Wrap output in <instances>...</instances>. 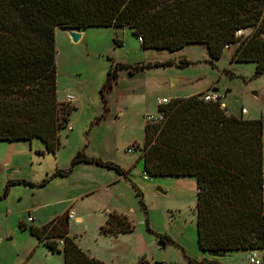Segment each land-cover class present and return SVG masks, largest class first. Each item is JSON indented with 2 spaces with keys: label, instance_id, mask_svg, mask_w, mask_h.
I'll use <instances>...</instances> for the list:
<instances>
[{
  "label": "trees",
  "instance_id": "16d2710c",
  "mask_svg": "<svg viewBox=\"0 0 264 264\" xmlns=\"http://www.w3.org/2000/svg\"><path fill=\"white\" fill-rule=\"evenodd\" d=\"M96 27L127 28L141 38L144 51L174 53L203 45L211 62L221 58L225 46H235L231 61L254 63L255 75L264 76V0H0V142L38 140L45 149L38 155L56 153L59 132L75 108L57 100L55 31ZM248 30V35L236 36ZM186 65L183 60L181 66ZM151 67L113 63L108 86L118 80L119 71L132 76ZM201 96L170 100L162 108L164 122L145 125L143 173L195 179L197 246L202 253L262 251V121L228 114ZM81 163L112 170L129 182L130 170L88 157L83 150L74 155L69 169L56 170L52 177H68ZM15 184L32 186L8 181L3 197ZM136 195L145 210L141 194ZM19 228L24 231L26 225ZM28 229L49 252L61 254L63 264H104L69 236L68 211ZM133 231L131 221L117 213H109L100 228L105 236Z\"/></svg>",
  "mask_w": 264,
  "mask_h": 264
},
{
  "label": "rangeland",
  "instance_id": "374dc122",
  "mask_svg": "<svg viewBox=\"0 0 264 264\" xmlns=\"http://www.w3.org/2000/svg\"><path fill=\"white\" fill-rule=\"evenodd\" d=\"M249 33L250 30L244 35ZM234 49L235 46L223 51L219 60L211 62L203 45H189L175 53L141 50L140 42L127 28H88L77 43L65 30L57 29V100L75 109L59 132L60 145L54 155L38 156L43 151L38 140L32 141L30 147L0 144V264H63L60 256L46 255L42 245L34 248L38 244L28 228L35 227V223L28 222L27 214L20 212L36 206L39 221L48 222L66 206L56 201H66L72 190L75 193L74 186L101 184L109 180V175H116L105 168L101 171L108 176L91 175L90 170H96L77 167L72 177H52L56 170L69 169L74 155L82 150L88 157L130 170L129 182L100 189L74 207V212L69 210L75 215L81 211L87 214L84 224L73 223L68 231L75 236L79 229L83 230V241L90 240L97 258L105 264H250L253 257L264 264V250L235 252L223 258L202 253L196 241L195 179L144 180L141 152L127 153L130 147L142 148L143 126L148 114L157 113V98H183L214 90L222 97L228 114L237 116L243 108L244 119L262 121L264 176V76L255 75L254 63L231 61ZM183 60L188 65L182 67ZM166 62L170 65L154 66ZM113 63L152 67L132 76L119 71L118 80L109 88L107 73ZM44 180L47 185L40 187ZM8 181H25L32 186L13 185L3 197ZM137 193L141 194L145 210L140 209ZM103 213L125 215L134 231L117 237L99 235ZM23 216L26 229L21 231L19 218ZM71 222L74 221H69L68 227Z\"/></svg>",
  "mask_w": 264,
  "mask_h": 264
},
{
  "label": "crops",
  "instance_id": "0c3cea01",
  "mask_svg": "<svg viewBox=\"0 0 264 264\" xmlns=\"http://www.w3.org/2000/svg\"><path fill=\"white\" fill-rule=\"evenodd\" d=\"M83 36V31L81 32V37ZM179 52V51H178ZM175 53V52H174ZM223 54H224V52H223ZM201 92H199V93H196V94H193V95H190V96H187V97H191V96H195V95H198V94H200ZM187 97H183V98H187ZM162 98H167V97H162ZM176 98H179V97H175V98H168V99H170V100H172V99H176ZM157 109V108H156ZM151 114H153V113H151ZM148 115H150V114H148ZM233 115V114H232ZM238 115H239V113H238ZM235 116V115H234ZM244 117V116H243ZM246 119V118H245ZM247 120H250V119H247ZM71 128H70V130L69 131H72V126L71 125H69ZM143 127H145V123H144V126ZM32 141H34V140H32ZM31 141V142H32ZM31 142H13V143H7V142H0V144H23V145H21V146H28V147H30V145H31ZM40 142V141H39ZM144 142V141H143ZM41 143V142H40ZM41 145H42V148H43V151L45 150L44 149V145L41 143ZM143 145V144H142ZM44 154H46V153H44ZM43 154V155H44ZM38 155V154H37ZM43 155H38V156H43ZM52 155V154H51ZM121 166V168L123 169V170H125V171H127L129 168H126V167H124V166H122V165H120ZM119 166V167H120ZM77 167H88V168H90V169H93V170H96V171H91L90 170V172H91V175H93V174H95V173H98L99 175H107L108 176V173L106 174V173H104L103 171H101V169H103V168H101V167H99V166H96V165H92V164H83V163H81V164H77V165H75L74 167H73V170H72V173H71V177L74 175V173L76 172V169H77ZM108 171V170H107ZM112 172H114V171H112ZM70 177V176H69ZM264 177V176H263ZM60 178H68V177H60ZM149 178H151V177H149L148 176V179ZM186 179H191V178H189V177H185ZM264 179V178H263ZM195 181V180H194ZM124 183L125 184V182H127V181H125L121 176H119V175H109V180L107 181V182H102L101 184H97V185H89V184H87L86 186H82V187H79V185H77V186H74V187H76L75 189V193H73V190H72V194L70 195V196H68L67 198H66V201H64V200H61V201H56V203H58V204H60V205H62L63 203V205H66V206H64V208H61V213H60V215L59 216H52L51 217V220H53V219H55V218H57V217H60V216H62V215H64L67 211H69V210H73V212L75 211V208L74 207H76V206H80L82 203H83V201L86 199V198H88V197H90L91 195H93L96 191H98V190H100V189H107L108 187H111V186H114V185H116V184H119V183ZM196 182V181H195ZM15 185H17V184H15ZM19 185V184H18ZM47 185V184H46ZM195 185H196V183H195ZM11 186H13V185H11ZM10 186V187H11ZM24 186V185H23ZM45 186V185H44ZM196 193H197V189H196ZM263 201H264V185H263ZM195 204H196V201H195ZM37 210H38V208H36V206H31V207H29L28 208V210H27V208H25V211L24 212H20V213H26L27 214V217H30V218H32V221L31 222H34L35 223V227H37V228H39V227H41V226H43V225H46L47 223H49L50 221H46L45 223H41L40 221H39V219H38V216H37ZM195 210V209H194ZM194 213H195V211H194ZM86 213H84L83 211H81V213L80 214H76L75 215V219L74 220H71V221H74V222H71L70 223V225H69V231H70V229H71V227H72V225H73V223H75V226H79V225H81V224H84V221L86 220ZM102 217H101V220L104 222V224H105V221H106V219H107V214L106 213H103L102 215H101ZM23 218H24V216L23 217H20L19 218V224L20 223H23V224H25L24 223V221H23ZM68 222H69V220H68ZM39 223V224H38ZM103 224V225H104ZM103 225H101L100 227H99V235H101V236H103V237H106L105 235H103V234H101L100 233V228L103 226ZM195 229H196V213H195ZM22 231V230H21ZM77 233V232H76ZM78 233L79 234H76L75 236H71L72 235V233L70 232L69 233V236L70 237H72V238H74V241H75V243L77 244V246L82 250V251H84V252H86V253H88L91 257H93V258H96V259H98V260H100L99 258H97V254H95V252H96V248L95 247H93V244L92 243H89V241L90 240H88L87 242H85V241H83V239H82V236H81V233L82 234H84L85 235V233H84V231L83 230H81V229H79L78 230ZM120 235H122V234H120ZM117 236H119V235H117ZM117 236H110V237H117ZM33 237V236H32ZM34 238V237H33ZM35 239V242L38 244L37 246H35L34 248L36 249L39 245H42L43 246V244H41V243H39L37 240H36V238H34ZM81 241H83L82 242V244H81ZM196 241H197V229H196ZM94 242H95V240H94ZM44 247V246H43ZM45 248V247H44ZM45 251L47 252L46 253V255H55V256H60L62 259H63V257H62V255L61 254H52L51 252H49L46 248H45ZM233 253H235V252H233ZM252 253H256V252H252ZM205 254V253H204ZM229 254H232V253H229ZM228 255V254H227ZM28 260V259H27ZM101 262H103L102 260H100ZM104 263V262H103ZM105 264V263H104Z\"/></svg>",
  "mask_w": 264,
  "mask_h": 264
},
{
  "label": "built area",
  "instance_id": "2783aa9c",
  "mask_svg": "<svg viewBox=\"0 0 264 264\" xmlns=\"http://www.w3.org/2000/svg\"><path fill=\"white\" fill-rule=\"evenodd\" d=\"M244 35V31H238L236 33V36H242ZM138 41L141 42V38L139 37L138 38ZM229 48H231V46H225L224 47V50L223 51H227L229 50ZM202 100L205 101V102H208V103H214V104H218L220 109L224 112L225 111V106L223 105L222 103V97L216 92V91H206L204 93H202V96H201ZM170 103V99H167V98H157L156 100V104H157V113L155 114H150V115H147L146 116V123L147 124H150V125H158V124H161L162 122H164V112L162 111V108L165 107L166 105H168ZM240 114L243 116L246 114V111L245 109H241L240 110ZM139 151L141 152V149L136 147V146H133V147H130L127 149V153H133L135 151ZM142 177L144 180L148 179V176L145 174V173H142ZM75 219V214L73 212H69L68 211V220L71 221V220H74ZM27 221L28 222H31L32 221V218L28 217L27 218ZM249 262L250 264H261L259 260L256 259V257H253L251 259H249ZM164 264V263H162Z\"/></svg>",
  "mask_w": 264,
  "mask_h": 264
},
{
  "label": "water",
  "instance_id": "95a60500",
  "mask_svg": "<svg viewBox=\"0 0 264 264\" xmlns=\"http://www.w3.org/2000/svg\"><path fill=\"white\" fill-rule=\"evenodd\" d=\"M65 33L69 36V38L71 39V41L73 43H77L78 41H80L81 39V32H77L75 30H65ZM10 172V171H8ZM159 193H163L160 189H158ZM159 246H161L163 248L162 244H159ZM227 254L224 252H218V251H207L206 252V256L210 257V258H223L225 257Z\"/></svg>",
  "mask_w": 264,
  "mask_h": 264
},
{
  "label": "bare ground",
  "instance_id": "6f19581e",
  "mask_svg": "<svg viewBox=\"0 0 264 264\" xmlns=\"http://www.w3.org/2000/svg\"><path fill=\"white\" fill-rule=\"evenodd\" d=\"M69 99H71V100H72V98H69Z\"/></svg>",
  "mask_w": 264,
  "mask_h": 264
}]
</instances>
